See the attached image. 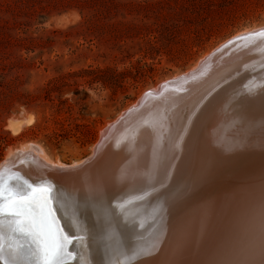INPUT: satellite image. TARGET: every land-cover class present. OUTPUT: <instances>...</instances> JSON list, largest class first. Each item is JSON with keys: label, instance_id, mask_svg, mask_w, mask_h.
Returning <instances> with one entry per match:
<instances>
[{"label": "rangeland", "instance_id": "obj_1", "mask_svg": "<svg viewBox=\"0 0 264 264\" xmlns=\"http://www.w3.org/2000/svg\"><path fill=\"white\" fill-rule=\"evenodd\" d=\"M263 26L264 0H0V163L37 146L52 162L86 158L100 130L144 92ZM228 114L248 120L240 135L264 138V110L256 120L238 104ZM3 240L31 249L7 227ZM72 252L76 262L66 264H88Z\"/></svg>", "mask_w": 264, "mask_h": 264}, {"label": "water", "instance_id": "obj_2", "mask_svg": "<svg viewBox=\"0 0 264 264\" xmlns=\"http://www.w3.org/2000/svg\"><path fill=\"white\" fill-rule=\"evenodd\" d=\"M263 76L264 26L227 38L194 71L144 92L105 129L104 137L80 164L58 168L32 157H17L0 167V181L8 185L11 172H33L28 183L48 189L45 195L53 213L56 193L69 192L80 201L82 207L74 214L79 232L70 242L84 240L82 229L92 226L87 208L101 215L106 205L111 219L119 213L121 220L134 219L138 208L148 207L150 200L181 183L183 175L193 173L203 176L198 180L204 182L185 215L191 234L237 229L264 217V160L218 150L214 129L222 110L218 114L217 108L225 106L237 89L251 87L252 94H241L235 103L240 110H264ZM223 216L231 218L221 223ZM149 218L143 216L144 229L151 228ZM54 219L59 224L55 213Z\"/></svg>", "mask_w": 264, "mask_h": 264}, {"label": "bare ground", "instance_id": "obj_3", "mask_svg": "<svg viewBox=\"0 0 264 264\" xmlns=\"http://www.w3.org/2000/svg\"><path fill=\"white\" fill-rule=\"evenodd\" d=\"M256 29L258 28H253L251 30L244 29L243 31L236 33L234 36ZM208 54H204L195 67L184 74L194 71ZM176 77L177 76L173 78ZM262 78H264V76ZM156 88L157 86L152 90H155ZM252 92L253 88L251 87L237 89L235 94L229 96L225 106L217 108L218 114H220V110H222V112L221 118H218L219 122L214 129L216 130L214 139L218 150L222 153L233 152L237 154L239 152H244L243 156H246L248 159L256 158L264 160V138L261 139L263 135L259 132L260 130H256L257 132L254 131V133L249 134V131L246 132V134L243 132V135H240L238 131L244 130L242 127L239 129L238 124H242L243 127L249 125L248 122L247 124L244 122L246 119L242 122V116H240V118L233 116L232 114H228L226 117L224 116L226 112L231 110L232 106H237L238 103L235 102L238 100H236V98L244 93L248 94L246 95L247 97L251 95ZM140 96L137 99H139ZM134 104L135 103L131 106ZM261 110L263 109L254 108L246 111L251 114L252 119V115L254 117L255 113L260 112ZM120 115L118 117H120ZM231 115L236 117L235 120ZM258 117L260 120L262 117L264 118L262 115ZM226 118H228L227 120L232 118L233 121L226 122ZM254 118L255 119L253 120H256V117ZM261 123L262 121L259 122L257 120L254 124L260 125ZM109 125L110 123L100 130L94 147L100 142L102 137H104L105 129ZM234 125L236 129L233 128ZM250 126H253V123ZM260 126L262 127V125ZM260 126L256 127L260 128ZM254 127L255 125L253 128ZM246 128L248 127H244L245 131ZM250 130L252 129L250 128ZM262 133H264L263 130ZM260 135H262L261 138ZM252 137H254V141H257L259 144H254ZM250 139L252 140L250 141ZM94 147L92 148V151L94 150ZM24 148H22L23 151L26 149ZM37 148L39 147L37 146ZM37 148H32L31 150L18 154L14 153V155L0 163V167L8 161L23 156L35 158L43 162L45 165L58 168H67L69 165L75 166L83 161V159L77 160L69 165L52 162L48 160L49 158H45V155L41 150L40 152L42 155L39 154ZM18 151H21V149ZM215 169L216 168L214 167L213 170ZM13 173L14 172H11L8 176L11 181L8 185H5V187L15 189V184L19 183L16 177L21 178L23 181L31 182V178L34 176V174H32L33 172ZM202 177L203 176H197L193 173L190 175H183L181 178L183 181L181 183L174 184L171 189L166 191V193H163L161 197L150 200L148 207L143 208L141 206L138 208L139 216L134 217V219L126 216L121 220L122 217H120L121 214L119 213L117 218L120 219L113 220L110 217L111 211L106 210L108 207L106 205H102L103 210L101 215L94 213L92 210L93 208H87L86 210L88 214L92 217V222L90 223L92 226L87 225L82 229V233L86 236L84 240H73L65 245L62 261L67 258H71V261H75L76 259L75 256H73L74 254L72 251L78 250L79 255L84 256V258L87 259L86 261L88 264H264V217L251 221L246 225H241L237 229L235 227L232 229L226 228L227 230H220L221 232L206 234L197 233V235L191 234L192 232L187 228V225H190L191 223L188 224L189 218L185 215L189 207H192L198 199L202 183L204 182V180L199 181L198 179H201ZM52 196L54 199L52 205L53 211L59 221L57 227L62 230L64 236H68L69 238L78 234L79 230L76 228L77 223L74 214L76 208L79 209L82 207V204L79 203L80 201L77 200L78 202H76L75 198L73 199L69 192L61 191V193H56ZM65 200L70 202L72 206L66 208L65 205L62 207L59 202L64 203ZM263 203L264 201L262 204ZM117 204L120 203L118 202ZM155 212H158V214L157 218L153 221V218L155 217H153V215ZM93 214H95V216ZM146 214L148 217H151V219L149 218V226L151 228L144 229L141 224L143 222V216ZM229 218L231 217L223 216L219 221L222 223V221ZM10 219L12 218H4L6 226ZM158 221L159 223L157 224ZM218 229L219 227L217 230ZM185 235L188 237L183 238ZM182 238L183 241H181ZM14 248H16V246ZM27 250V248L22 247L21 254L23 252L25 253V251L27 252ZM169 250H171L170 254H168L170 256L167 258L161 257L163 253H166V251ZM28 251L29 255L21 257V264H30L33 262L35 264V257L32 255V249ZM97 254L100 256L99 259L95 258Z\"/></svg>", "mask_w": 264, "mask_h": 264}, {"label": "snow or ice", "instance_id": "obj_4", "mask_svg": "<svg viewBox=\"0 0 264 264\" xmlns=\"http://www.w3.org/2000/svg\"><path fill=\"white\" fill-rule=\"evenodd\" d=\"M16 188L0 181V217H10L7 226L0 223V264H21L22 245L5 248V227L11 234L23 236L32 249L35 264H61L69 237L57 227L51 200L44 186H34L21 178Z\"/></svg>", "mask_w": 264, "mask_h": 264}]
</instances>
